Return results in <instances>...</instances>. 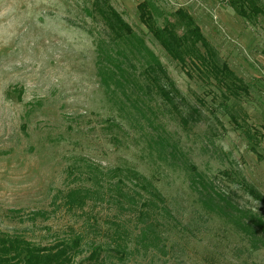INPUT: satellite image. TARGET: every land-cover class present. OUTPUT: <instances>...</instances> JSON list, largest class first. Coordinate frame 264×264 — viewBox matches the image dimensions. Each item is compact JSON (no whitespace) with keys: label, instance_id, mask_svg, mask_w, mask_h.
<instances>
[{"label":"rangeland","instance_id":"obj_1","mask_svg":"<svg viewBox=\"0 0 264 264\" xmlns=\"http://www.w3.org/2000/svg\"><path fill=\"white\" fill-rule=\"evenodd\" d=\"M109 1L166 69L184 100L182 114L191 107L200 112L199 122L183 128L177 116L162 109L169 134L221 190L242 207L264 212L256 199L264 198V0H253L260 13L246 18L230 0H150L160 26L178 9L193 19L241 81L230 90L211 77L186 75L168 57L139 20L137 5L143 0ZM88 2L0 0V232L22 233L37 242L52 241V233L65 236L70 228L83 232L78 218L52 207L53 196L80 183L75 178L85 164L128 167L174 201L183 224L193 218L203 223L193 237L174 233L173 262L264 264V250L251 251L224 219L196 216L202 209L184 174L160 163L107 99L94 75L92 20L84 12ZM108 120L126 131L111 130ZM42 210L54 213L33 227L27 216ZM106 213L94 209L98 219ZM86 257L79 255L74 264H85ZM158 258L129 263L172 264Z\"/></svg>","mask_w":264,"mask_h":264},{"label":"trees","instance_id":"obj_2","mask_svg":"<svg viewBox=\"0 0 264 264\" xmlns=\"http://www.w3.org/2000/svg\"><path fill=\"white\" fill-rule=\"evenodd\" d=\"M230 4L243 18L260 13L253 0H230ZM153 8L150 0L140 2L139 20L186 75L195 72L211 77L225 90L239 88L237 83L240 85L241 81L218 57L184 10L178 9L172 20L160 26ZM84 12L92 20L89 35L94 45L97 84L122 114L128 129L141 137L160 163L184 174L202 209V213H196L200 220L205 215H216L232 225L251 251L264 250V212L242 207L221 190L197 169L164 127L162 109H169L170 114L177 116L183 128L199 122L198 109L191 107L186 115L182 114L180 105L184 100L166 69L109 0H89ZM106 124L111 130L126 131L115 120ZM114 139L118 141L117 136ZM75 180L81 182L58 190L51 205L78 218L83 232L70 228L62 237L52 233L54 238L50 242H44L45 237L37 242L22 233L0 232V264H74L82 254H87L85 264H130L132 259L149 256L159 257L158 261L166 259L163 263L172 259V264H179L173 262L178 248L172 239L174 233L185 232L187 237H193L203 225L193 217L183 224L174 201L163 196L134 169H103L88 163L78 171ZM256 196L264 209V198ZM97 208L107 211L103 218L98 219L94 214ZM52 213L36 211L27 218L34 227L38 218L49 221ZM44 229L50 234L49 228Z\"/></svg>","mask_w":264,"mask_h":264}]
</instances>
